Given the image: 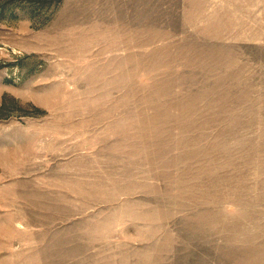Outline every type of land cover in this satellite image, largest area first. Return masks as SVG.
<instances>
[{"label":"rangeland","instance_id":"1","mask_svg":"<svg viewBox=\"0 0 264 264\" xmlns=\"http://www.w3.org/2000/svg\"><path fill=\"white\" fill-rule=\"evenodd\" d=\"M183 1L0 0V264H264V0Z\"/></svg>","mask_w":264,"mask_h":264},{"label":"crops","instance_id":"2","mask_svg":"<svg viewBox=\"0 0 264 264\" xmlns=\"http://www.w3.org/2000/svg\"><path fill=\"white\" fill-rule=\"evenodd\" d=\"M181 2H185V1H183V0H180ZM257 2H260V0H250V2H249V4L250 5H253L254 7H253V9L255 10L256 9V4H257ZM252 9V8H251Z\"/></svg>","mask_w":264,"mask_h":264}]
</instances>
